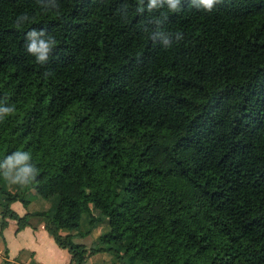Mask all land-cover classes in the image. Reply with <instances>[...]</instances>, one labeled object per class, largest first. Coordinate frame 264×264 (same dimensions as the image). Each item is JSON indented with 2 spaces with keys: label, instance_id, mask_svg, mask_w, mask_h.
Instances as JSON below:
<instances>
[{
  "label": "trees",
  "instance_id": "1",
  "mask_svg": "<svg viewBox=\"0 0 264 264\" xmlns=\"http://www.w3.org/2000/svg\"><path fill=\"white\" fill-rule=\"evenodd\" d=\"M57 2L59 15L0 0V100L16 108L0 120V160L27 151L39 169L14 192L0 176V233L41 217L73 264L99 252L110 264H264V0L211 13L187 0L179 13ZM22 13L33 19L18 29ZM31 28L58 42L47 65L25 51ZM157 28L183 39L165 49ZM29 189L50 211L10 208ZM83 216L107 224L89 247L73 240L89 233Z\"/></svg>",
  "mask_w": 264,
  "mask_h": 264
},
{
  "label": "clouds",
  "instance_id": "2",
  "mask_svg": "<svg viewBox=\"0 0 264 264\" xmlns=\"http://www.w3.org/2000/svg\"><path fill=\"white\" fill-rule=\"evenodd\" d=\"M223 0H187L193 8L202 10L206 13H211L215 10L218 4H221ZM185 0H147V4H144V0H137V12L143 13L145 10L152 13L157 10L167 9L171 13H179L182 11ZM41 11L43 12H55L60 14V5L57 0H37ZM32 17L27 13H22L16 17L14 26L16 28H22L25 24L32 21ZM167 14L161 13L156 18V23L159 25L166 21ZM158 38L161 39L162 47L167 49L172 47L173 43L179 42L183 39L181 33L165 32L162 29L151 33V39L155 42ZM174 38V39H173ZM25 51L28 55L35 58L38 65L44 66L49 64L50 58L54 50L57 47V40L54 36L47 33L43 28H31L24 34ZM175 41V42H174ZM46 76L52 75L50 71H45ZM16 111L14 105L9 104L7 98L0 100V120H3ZM39 169L32 163L31 154L27 151L17 150L10 155L0 160V176L14 185L27 186L36 180Z\"/></svg>",
  "mask_w": 264,
  "mask_h": 264
},
{
  "label": "crops",
  "instance_id": "3",
  "mask_svg": "<svg viewBox=\"0 0 264 264\" xmlns=\"http://www.w3.org/2000/svg\"><path fill=\"white\" fill-rule=\"evenodd\" d=\"M1 185H4L5 189L10 192H14L16 189L15 185L8 181ZM36 196V193L29 189L24 193V199L28 201V204L23 205L17 200L10 203V208L19 216L24 213L50 211L52 203L47 202V200H38ZM0 201L3 202L1 196ZM33 202L36 205L40 204L41 209H31ZM102 222L104 223L103 226L97 225L100 226L101 232L107 228L106 222ZM81 230H89L90 232V229ZM77 238L80 237H74L73 240H77ZM4 260L15 261L19 264H73L70 262L68 251L60 248L54 242L45 229L44 219L38 216H30L28 225L19 230H17L14 220H8L6 227L0 233V264H5ZM87 261H90L91 264H110L112 258L107 252H99L88 257L85 262Z\"/></svg>",
  "mask_w": 264,
  "mask_h": 264
},
{
  "label": "rangeland",
  "instance_id": "4",
  "mask_svg": "<svg viewBox=\"0 0 264 264\" xmlns=\"http://www.w3.org/2000/svg\"><path fill=\"white\" fill-rule=\"evenodd\" d=\"M3 182H1V184H4V179L2 180ZM36 198L38 200H47V202L49 203H52V197L48 198V199H45V198H42V197H38V195L36 196ZM54 198V197H53ZM55 199V198H54ZM31 209H41V206L40 204L36 205L35 202L32 203V208ZM86 217L83 216L82 219H81V222H80V229H89L88 227V224H87V221H86ZM98 225H101L103 226L104 223L103 222H100ZM107 229V228H106ZM105 231V230H102V232ZM101 232L100 230V226H97L96 228H92L90 229V232L88 235L84 236L83 238H77V240H74L75 242H79V243H84L86 247H89V245L91 244V241L95 239V237ZM84 264H91L90 261H87L85 262ZM135 264H141V263H135Z\"/></svg>",
  "mask_w": 264,
  "mask_h": 264
}]
</instances>
